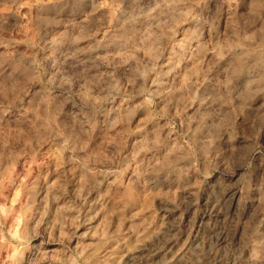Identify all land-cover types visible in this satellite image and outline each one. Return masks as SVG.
<instances>
[{
	"label": "clouds",
	"instance_id": "9594fccd",
	"mask_svg": "<svg viewBox=\"0 0 264 264\" xmlns=\"http://www.w3.org/2000/svg\"><path fill=\"white\" fill-rule=\"evenodd\" d=\"M262 135L264 0H0V264H264Z\"/></svg>",
	"mask_w": 264,
	"mask_h": 264
},
{
	"label": "rangeland",
	"instance_id": "374dc122",
	"mask_svg": "<svg viewBox=\"0 0 264 264\" xmlns=\"http://www.w3.org/2000/svg\"><path fill=\"white\" fill-rule=\"evenodd\" d=\"M261 139H262V141H264V135H262ZM241 179H243V178H241ZM194 213H195V210H194Z\"/></svg>",
	"mask_w": 264,
	"mask_h": 264
}]
</instances>
